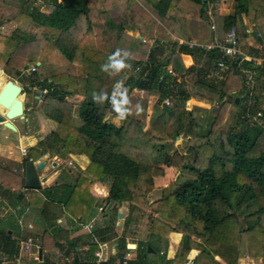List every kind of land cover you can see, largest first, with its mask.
<instances>
[{
  "label": "trees",
  "instance_id": "obj_1",
  "mask_svg": "<svg viewBox=\"0 0 264 264\" xmlns=\"http://www.w3.org/2000/svg\"><path fill=\"white\" fill-rule=\"evenodd\" d=\"M141 1L150 6L153 10L150 16L159 22L165 21L170 26L177 24L187 41L208 43L215 36H222L244 16L260 33L257 42H264V0H233L232 13L212 12L210 17L207 14L209 6L214 8L219 0L204 3L201 0H46L51 5L50 11L39 7L28 10L26 0H0L1 5L19 9L12 18L16 22L13 31L9 35L0 33V66L9 78L20 80L22 71L32 61L39 58L45 62L62 51L59 37L65 33L75 43L70 61L79 65L83 72L76 75L60 71L43 78L32 73L35 75L26 76L30 85H22L23 92L32 86L48 88L43 103L53 107L48 117L57 127L46 134L43 147H57L87 159L84 174L80 173L74 183L59 180L42 189L43 195L38 196L41 209L45 212L50 204L67 206L78 193L80 184L84 183L90 190L88 176H91L120 193V196L113 194L111 199L110 209L115 215L118 203L127 207L116 240L118 255L115 259L129 250L128 241L136 244L141 264H184L193 249L197 253L192 264H236L245 256L264 258V121L242 119L240 114L246 111L247 105L238 113L234 124L223 125L215 109L196 107L204 104L190 99L191 93L182 82V73L194 72L196 95L211 101L221 99L218 106L222 107L227 103L223 100L225 94H229V102L235 104V98H239L236 105H240V94L247 91L242 75L243 89L239 93H228L225 79L216 83L210 74L216 66L212 53L205 54L198 47L177 46L176 43L164 63L155 60L153 49L148 60H136L135 64H140L142 70L127 77L119 94L112 93L124 67L111 55V48H105L108 38L95 35V28L103 26L107 32L108 29L117 30L112 39L119 41L125 29L135 28L126 22L124 8L144 12ZM114 5L121 9L116 20L107 12ZM150 16L145 17L146 20ZM107 32L105 35L111 38ZM134 40L136 44L142 42L138 38ZM126 49L129 53L130 49ZM180 53L192 56L194 64L185 68L180 61L175 62L172 57ZM202 58L205 60L201 63ZM185 62L190 63L188 56ZM168 64H172L177 77L167 74ZM228 65L229 71L239 70L235 62ZM261 71L264 73V68ZM2 77H5L3 73L0 74V88L5 82ZM135 88L157 92L149 116L147 98L131 95ZM72 96L80 98L76 110L80 125L72 122L74 102L69 100ZM254 97L251 110L257 107V97ZM21 98L25 99L28 109L35 105L31 103L30 91L21 94ZM166 98H173L175 105H184L177 110L164 104ZM113 101L115 109H123L124 116L119 124L106 116ZM185 103L191 110L185 109ZM258 108L264 113V107ZM178 137L186 138L183 151L176 148L170 151ZM42 153L37 147H31L23 164ZM164 167L178 174L167 186L159 188L157 198L150 200L149 194L155 188L154 171ZM182 174H190L193 179H185ZM20 185L23 187L22 177ZM3 191L9 201H24L19 190L4 188ZM87 195L93 198L90 192ZM30 204L33 205V201ZM54 218H57L55 213ZM85 218L86 215L83 220ZM225 224L238 225L232 242L219 236ZM54 226L55 223L49 224L50 228ZM57 231L52 230L53 233ZM171 232L181 233V236L174 256L169 258L167 246ZM88 244L90 252L97 249V242L89 241ZM148 247L153 249L157 261L151 262L145 257ZM17 250V240L7 232H0V252L12 261ZM36 264L49 263L42 259Z\"/></svg>",
  "mask_w": 264,
  "mask_h": 264
},
{
  "label": "crops",
  "instance_id": "obj_2",
  "mask_svg": "<svg viewBox=\"0 0 264 264\" xmlns=\"http://www.w3.org/2000/svg\"><path fill=\"white\" fill-rule=\"evenodd\" d=\"M44 6L50 7L51 5L48 4L46 0L45 1L43 0V3L41 5L34 4L32 6L31 4H28L27 1L25 4V8H27L28 10L32 9L33 7H39L45 10ZM0 11H1V7H0ZM107 12L108 15H110L113 20H116L119 16V12H121V9L118 5H114L111 8H109ZM241 18L243 19L244 24H246L245 26H247L250 23H253L244 16H241ZM0 21H4L6 27L4 33L2 34H5L6 30H7L6 32L7 34L11 33L15 28L16 22L15 20L12 19L11 16L5 17L4 19L3 17H0ZM99 31L101 33H99ZM106 32H107V28L103 26L95 28V33H96L95 35H97L99 38H103V37L108 38L107 45L105 48H111L110 49L111 55H113L115 58L117 56V53H119L118 51H121L120 49H122L121 52H124V56L122 57V59H124L125 55H127L126 53H128L126 47L130 49L131 52L133 51L134 49L133 46L136 42L134 40L135 39L134 34H137L138 32L136 29H125L121 39L117 42L116 40L109 38V36L105 35ZM170 34L172 36L177 35V34H173V32L172 33L170 32ZM65 35L67 34L65 33L63 36ZM67 36L68 37H65V40L72 42L73 45L71 46L68 43H66V45L64 44L66 47L60 46L61 47L60 49H62V51L59 52L64 57L70 58L72 53L68 50H72L75 43L72 41V38L69 35ZM136 38L140 39L142 38V35H137ZM142 42H145V40L143 39ZM57 54L59 55V53ZM185 56H188L190 58V63L187 65L185 64L186 62L184 61ZM127 57L130 58L131 62L133 63L132 69L134 73L131 72L129 69L128 72L129 75H127L125 73V71L127 72L128 70V68H126L125 66L127 61L125 59L123 61L122 59H119L120 61H122L119 62V64L123 66L125 69L122 74V77H119V79L121 80L120 82L121 85L124 84L128 76L135 75L137 73L136 71H134V65H135V61L133 62L134 58H132V56L129 55ZM172 58L177 63L180 61L185 68L192 66L194 64L193 57L185 53L175 54ZM204 60L205 59L202 58L201 62H203ZM32 63H33L32 65L35 64L37 65V71L39 72V75L42 76L41 74L43 73H41V69H39L40 62L38 61V59L32 61ZM168 65L169 66L167 67H171L170 64ZM30 66L31 65L29 64L27 68H29ZM71 66H73L74 68L73 70H71L73 74L82 75V70L79 65L72 63ZM58 67L61 69V66ZM262 68L264 67L260 66V69ZM80 71L81 73H79ZM3 74L5 77H2L1 80L2 81L8 80L9 78L7 77V75L4 72ZM182 82L184 84V81ZM36 89L35 90L31 89L23 92L25 94L29 91H32L31 103L34 102L35 105L33 106L32 109L28 110L30 113L29 112L27 114L26 112L24 113L23 119L15 118L12 121V123L16 127V131L10 130L2 125L8 131L4 134L3 138L0 139V186H1L0 187V232H7L11 234V237L13 239H16L17 241H19L20 239V236L16 235V231L18 230V228L16 227V229L13 230L9 227L10 224H12V222L9 219V217H6L8 215L9 209L6 208V204L3 201V199H5V194L3 191L4 188L11 189L12 191L19 190L20 192H22L24 195V201L22 203L25 206H27L29 209L27 210L26 208V210H24L23 213L27 214L29 211L34 210L35 211L34 217L36 222H40L43 220L44 223L47 224V228L49 232H52V230L54 229H57L58 231L54 234L55 236L53 240L47 239L45 238L44 235L42 236V234H39L34 231L35 232L33 234L34 242L31 245L30 250L26 252L24 259L23 260L21 259V262H20V258L18 259L17 262H13L9 260L1 252H0V261H6L8 262V264H36L38 261L44 259L49 264H95V263L100 264L101 262H103L104 264H123V261L126 260L125 264H141L142 261L138 259V255L135 249L136 244L129 241L127 244H134V246L127 247L129 250L125 251L121 258H116V259L114 258L115 256L118 255L116 240L121 233L123 220L125 215L127 214V207L124 204H122L121 208L117 207L116 216L115 218H113L110 212L107 211L111 210L110 209L112 207L111 199L113 194L120 196V193L110 190L105 184L95 181L94 178H92L91 176H88V179H90L89 181L91 182L90 184L91 191L90 190L89 191L90 194L93 196V198H90L87 195H84V197L79 195L75 203H73V207L70 206L72 202H69L68 205L65 207L50 204L46 206L47 209L45 212L42 211L41 201L38 199V196L43 195L42 189L51 186L53 183H56L59 180L66 184L74 183L76 177L80 173L84 174L83 169L87 164V159L83 155L72 156L67 150H60L57 147H53V148L43 147L44 138L39 139L37 135L39 133H42L43 136L45 137L48 132L54 131L56 129L57 123L48 117V113L49 111L53 110V107L40 103L35 98L36 93L33 97L32 93L34 91L37 92ZM134 90H138L139 92L145 91L143 89H136V88ZM196 97L199 96L196 95ZM190 99L197 101L200 100V99L198 100V98H195L194 95H191ZM22 101L24 103V108L25 107L29 108L26 104L25 99L22 98ZM79 102L80 100L78 101L77 104L74 103V106H77V109ZM187 110H191V109L189 108ZM2 112L3 109L2 111H0V113ZM122 112H123L122 108L118 110L110 106V112L107 118H111V121L114 120L116 122H120ZM77 119L79 120L78 124H74V125L81 124V119H79V117ZM12 132H14L15 135H11ZM13 144L14 147H12ZM22 147L26 148L25 154L21 152ZM31 147H37L43 152L42 155L37 157L35 160L30 159L35 165L36 173L40 183V188L37 190L35 189L25 190L26 188L24 186L25 163L23 164V159L30 153ZM13 148H16L18 152L14 151ZM67 155L75 157L78 160L80 158L84 159L85 165L84 167L81 168L82 170L73 169L74 171H71L70 169H67V173H65L64 171L62 172V167L65 165ZM40 161L44 162V166L42 168H37L36 165ZM68 163L66 165L67 167L69 166ZM66 166H64L63 169H65ZM21 177L23 178V187H21L20 185ZM154 190L155 188L153 189V191ZM152 192L149 194L150 200H153L158 197V196L150 197ZM12 201L15 203L14 209L16 211L21 210V206L19 205L18 200L12 199ZM32 201H33V205L30 204V202ZM52 212L57 215V218H54V220H53ZM118 213H121V217H118ZM84 215H86L85 220H83ZM51 223L53 224L55 223V226L53 228L49 227V224ZM28 224H31L30 221L26 223V227L32 228L33 225L31 224V226H28ZM237 231H238L237 224H225L224 230L219 232V236L221 237V239L227 242H232L234 240V236L236 235ZM180 236L181 233L178 232H171L169 234L167 257L172 258L174 256ZM26 237L27 236L23 237L22 240H24ZM98 237H100L99 240ZM40 238H41V242H39ZM89 241L97 242V249L94 252L89 251V244H88ZM17 246H18V250H17V256H18V254H20L18 242H17ZM38 248L42 249L41 259H39L38 257ZM95 253H99L100 257L96 256ZM196 253L197 251L194 249L191 250L190 252V254L192 255L194 254L196 255ZM145 257L147 258V260L151 262L158 260V257H156V255L154 254V251H150V252L147 251V253H145ZM216 258L219 259L218 257ZM110 260L111 262H109ZM262 263L264 264V258H252L246 256L239 258L236 262V264H262Z\"/></svg>",
  "mask_w": 264,
  "mask_h": 264
},
{
  "label": "rangeland",
  "instance_id": "obj_3",
  "mask_svg": "<svg viewBox=\"0 0 264 264\" xmlns=\"http://www.w3.org/2000/svg\"><path fill=\"white\" fill-rule=\"evenodd\" d=\"M153 1L156 2L157 0H153ZM0 7H1L0 17H3V19L5 17H8V16H11L13 18L15 13H17L19 10L17 7H10V6L1 5V4H0ZM142 8H143L144 12H142L141 10L136 9V8H124V18L127 19L126 22L128 24H133V26L135 27L134 29H136L138 31L137 34H134V37L136 38L137 35H142V38H140V39L142 41H143V39L145 40V42H141L139 44H136V42H135L133 51L132 52L130 51L131 53H126L127 55H125L124 59L128 62V63L126 62V64H125L126 68H128L127 72L125 71V73L127 75H129L128 74L129 69L131 72H133V69H132L133 63L131 62V59L127 57L128 55L132 56L134 58L133 62L136 60L137 61L138 60L144 61V60H148L150 51L153 49L152 56L155 58V60H157L161 63H164V61H166L171 56V51H172V49H174V44L176 45V41L178 39L186 40V37L183 35V32L180 30V28L177 24L170 26L169 24L167 25V23L165 21L159 22L153 16H150V15H152L150 13L151 12L153 13V10L150 8L149 5L146 6V4L144 2H142ZM44 9L46 11H50L51 8L48 6H44ZM212 12L217 13V14L220 13L223 15L232 13L233 12V0H219L217 2V4L214 6V8L212 9ZM119 14H120V12H119ZM149 16L151 18L149 20L147 18V20H146L145 17H149ZM247 24H248V22H247ZM250 24L245 26L246 24H244V21L242 18L237 23V25L239 27V34H240V36H239L240 46L245 53H247L249 55L257 56L259 58H264V44H263L264 42H262V41L257 42L256 40H258L260 38H258L255 34H253L252 37H248L245 33V28L248 27ZM254 28L256 29V27H254ZM256 31H257V29H256ZM6 32H7V30H6ZM6 32H5V34H7ZM170 32L171 33L173 32V34H177V35L172 36L170 34ZM99 33H101V32L99 31ZM8 34H10V33H8ZM107 34L110 35L111 38H113L116 36L117 30L108 29ZM63 35L64 34H62L59 37V41L61 43V46H65L66 43H68L69 45L72 46L73 45L72 42L65 40V37H68L67 36L68 34L65 36H63ZM66 39H68V38H66ZM160 40H161V42H160ZM162 41H164V42H162ZM160 43L162 45L158 46L154 49V47L156 45H159ZM256 46H258V47H256ZM68 51H70L73 54L74 47L72 48V50H68ZM60 52H59V55L57 53H55L54 56L50 57L49 60L45 61V62L38 58V61L40 62L39 69H41V73H43V74H41L42 76L39 75L40 77L43 78V77L50 76V75L53 76L56 73V71L57 72H60V71L71 72V70L74 69L73 66H71L72 63L70 61V58L64 57L62 54H60ZM118 52L119 53H117L116 59L118 60V62H122L124 60V59H122V57L124 56V52H121V51H118ZM119 59H122V61H120ZM32 64L33 63H30V65H32ZM185 64L187 65L188 63H185ZM58 66H61V69ZM170 66H172V64H170ZM260 66L264 67V63H262ZM260 66H259V69H260ZM228 67H229V65H227L226 68L219 69L216 66H213L212 70L210 71V74L212 75V77H214V80L216 81V83L219 80L225 79V82L228 85V93L229 92L230 93L231 92L232 93H237V92L239 93L240 90L243 89L242 88L241 72H240V70L235 71L233 69L231 71H229L230 68H228ZM238 69H239V67H238ZM25 70H23V71H25ZM261 70L258 74V77L255 79V84H254V89H253V94H252L253 96L249 97L248 95H246V96L242 97V102L240 105L232 104L231 102H229L230 101L229 94L228 95L225 94L223 100L226 101L227 103L224 104L222 107L218 106L219 103H221V99L219 101L215 100V99L213 101H211L207 98L202 99L204 97L201 98V96L196 97V94L194 93V88H193V83L196 79V73H194V72L182 73L183 74L182 78L184 81L183 87L185 89H187L191 93V95H194L195 98H198V100L200 99L199 101L202 100L201 102L204 105H198L196 107L202 108L203 110L208 109V107L209 108L212 107L213 109H215V111L213 110L214 112H218V118L221 120V123L223 125H230V124L235 123L236 117H237L238 113L241 112V109H243L244 107H247L249 102L253 103V101H255L254 96L257 97V101H256L257 107L255 106L254 110H261L258 107H264V73H262ZM131 72H130V74H131ZM35 73L39 74L38 71H36ZM79 73H81V71ZM82 74H83V72H82ZM33 75L34 74H31V76L30 75L29 76L32 77ZM78 75H81V74H78ZM16 82L18 84H20L21 86L23 84L28 86L31 83V82H29V78H26L25 75H22L21 79L16 80ZM120 82H121V80L117 81L114 88L112 89V93L114 96L119 94V91H121L123 88V85H121ZM31 89L35 90L36 87L32 86L29 90H31ZM30 92H32V91H30ZM35 93H36L35 91L32 93L33 97H34ZM241 94L244 95V91ZM131 95L135 96V97H146L147 98V100H148L147 112H148V116H149L152 112L153 105L157 99V96H158L157 92L149 93V92H145V91L139 92L138 90H132ZM69 100H71L77 104L78 101L80 100V98H74L72 96V97H69ZM169 101H170V106H173L177 110L182 108V105H184V104H176L175 105L173 98H169ZM39 102L43 103V99H42V101H39ZM208 105H210V106H208ZM111 107L114 108V101H113ZM189 108L191 109L190 105H187L185 103V109H189ZM76 110H77V106H73L72 122H74V124H78V121H79L77 119L78 117L76 115ZM0 111H2L1 107H0ZM109 112H110V110L106 112V116H108ZM108 119L111 120V118H108ZM148 119H149V117H147V120ZM112 122H114L115 124H119V122H116L114 120H112ZM147 128L148 127L146 126L145 129H147ZM7 131L8 130H6L2 125H0V139L3 138L4 134ZM11 135H15V133L12 132ZM185 140H186L185 137H178L170 146V148H169L170 151L174 148H176L180 151H183V147L185 145ZM12 147H14V144L12 145ZM13 149H14V151L18 152V150L16 148H13ZM72 156H69V155L66 156L67 159L65 161L64 166H66L69 161L75 162L76 158L72 157ZM84 165H85L84 159L80 158L79 163H75L72 166H68V167L66 166L65 169H63L64 168V166H63L62 172L64 171L65 173H67V169H70L71 171H74L73 169L80 170L82 167H84ZM177 174L178 173L174 169H171V168H165L164 167V169H162V168L155 169V171H154L155 190L152 192L150 197L159 196V188L163 187V186H167L168 183L170 181H172L177 176ZM182 177L185 179H193V176L190 174H182ZM81 181L82 180H79V182H81ZM83 184L84 183L79 185V187H78L79 189L77 191L78 193H76V196L73 197L72 203L70 204L71 207H73V203H75V201L77 200L79 195L84 196V195H87V192L89 193L91 191V190L90 191L87 190ZM80 186H82V187H80ZM3 201L6 204V208L9 209V211H8L9 216L8 215L6 216V217H9V219L12 222V224H10L9 227L13 230H15L16 227L18 228V230L16 231V235L20 236L19 241H17L18 243L22 240L23 237L28 236V235L34 238L33 234L35 232L42 234V236L44 235L45 238H47V239H50V240L54 239L55 233L48 231L47 224L44 223L43 220L40 222H36L35 217H34L35 211L33 209H32L33 211H29L27 214H24L23 213L24 210H26V208H27V210H29V209L22 202L18 201L19 205L21 206V210L16 211L14 209L15 203L12 200L9 201V198L5 197V199H3ZM121 206H122V203H118V207L121 208ZM12 209H13V211H12ZM107 212H110L111 216L113 218H115L116 215L113 213L112 210H108ZM28 221H30L31 224L33 225L32 228L26 227V223ZM20 222H21V225H20ZM39 242H41V238H40ZM26 252H28V251L20 250V262H21V259L22 260L24 259ZM12 261L17 262L18 256H16V258Z\"/></svg>",
  "mask_w": 264,
  "mask_h": 264
},
{
  "label": "built area",
  "instance_id": "obj_4",
  "mask_svg": "<svg viewBox=\"0 0 264 264\" xmlns=\"http://www.w3.org/2000/svg\"><path fill=\"white\" fill-rule=\"evenodd\" d=\"M28 4H31L32 6L34 4L41 5L43 3V0H26ZM212 6H209L207 10V14L212 16ZM255 25L251 23L248 27L245 28V33L248 37H252L253 34H255L258 38L260 37V33L256 31L254 28ZM211 28L214 29L215 26L213 22L211 23ZM5 31V23L3 21H0V33H4ZM177 46L179 45H187L189 48H195L198 47L203 53H212L214 55V61L215 65L219 69L226 68L229 62H235V65L239 67V70L241 72V75L243 77L244 85L247 89V91L244 92V95L241 94V98L250 95L253 92L254 84H255V77L258 74L259 65L264 63V58H259L254 55H249L245 53L241 46H240V39H239V27L238 25L231 26L227 31L223 33L222 36L218 37L215 36L210 42L208 43H194L192 41H187L183 39H178L176 41ZM248 62V63H246ZM142 70V66L140 64L134 65V71L140 72ZM37 71V65H31L29 68H27L25 71H22L21 75H29L30 73ZM0 72H3L2 68L0 67ZM166 72L168 75L175 77L176 71L172 67H167ZM160 79L162 76L159 77ZM22 87V86H21ZM36 95L35 98L38 101H42L45 94L48 93V88L41 87L36 89ZM251 97V96H250ZM164 104L167 106H170L169 98H166L164 100ZM252 103L249 102L248 108L246 111L242 112L240 114V117L242 119H246L249 122L251 121H258L262 122L264 121V113L260 110H251ZM21 152L23 154L26 153V148L22 147ZM75 163H79V160L76 159L75 162L70 161L68 164L69 166H72ZM28 226H31V224H28ZM34 239L31 236H27L24 240H21L19 242V250L22 251H29L31 248V245L33 244ZM96 256L100 257L99 253H95ZM195 255V254H194ZM194 255L190 254L184 264H192V259ZM20 254H18V259ZM126 263V260L123 261V264ZM0 264H8L6 261H0ZM98 264V263H95Z\"/></svg>",
  "mask_w": 264,
  "mask_h": 264
},
{
  "label": "water",
  "instance_id": "obj_5",
  "mask_svg": "<svg viewBox=\"0 0 264 264\" xmlns=\"http://www.w3.org/2000/svg\"><path fill=\"white\" fill-rule=\"evenodd\" d=\"M207 0H201V2H206ZM206 10V7L204 8ZM23 93L22 87L16 81L8 79L4 82L3 86L0 88V106L3 109V112L0 113V124L4 127L16 131L15 125L12 121L15 118H24V112L28 111V108H24V103L22 99H19L18 96ZM235 104L239 102V98H235ZM39 139H43L44 136L42 133L37 135ZM55 164V163H53ZM44 162L40 161L36 167L42 168ZM24 186L26 189H39L40 183L36 173V168L34 163L29 159L25 162L24 167ZM118 217H121V213H118ZM134 244H127V247H133ZM147 251H153L151 247H148ZM164 255L166 253H163ZM171 254V253H170ZM42 249L38 248V257L41 259Z\"/></svg>",
  "mask_w": 264,
  "mask_h": 264
},
{
  "label": "bare ground",
  "instance_id": "obj_6",
  "mask_svg": "<svg viewBox=\"0 0 264 264\" xmlns=\"http://www.w3.org/2000/svg\"><path fill=\"white\" fill-rule=\"evenodd\" d=\"M2 73H3V72H0V74H2ZM18 98H19V99H22V98H21V95H19ZM0 107H1V106H0ZM1 108H2V107H1Z\"/></svg>",
  "mask_w": 264,
  "mask_h": 264
},
{
  "label": "clouds",
  "instance_id": "obj_7",
  "mask_svg": "<svg viewBox=\"0 0 264 264\" xmlns=\"http://www.w3.org/2000/svg\"><path fill=\"white\" fill-rule=\"evenodd\" d=\"M123 116H124V114H123V113H121V118H123Z\"/></svg>",
  "mask_w": 264,
  "mask_h": 264
}]
</instances>
